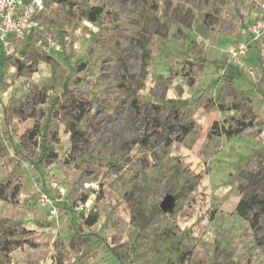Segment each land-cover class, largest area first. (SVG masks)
<instances>
[{"label":"rangeland","instance_id":"1","mask_svg":"<svg viewBox=\"0 0 264 264\" xmlns=\"http://www.w3.org/2000/svg\"><path fill=\"white\" fill-rule=\"evenodd\" d=\"M262 2L45 0L0 68V264H264Z\"/></svg>","mask_w":264,"mask_h":264},{"label":"built area","instance_id":"2","mask_svg":"<svg viewBox=\"0 0 264 264\" xmlns=\"http://www.w3.org/2000/svg\"><path fill=\"white\" fill-rule=\"evenodd\" d=\"M264 7V2L261 3ZM45 0H0V49L13 56L16 49L24 47L26 39L40 28L39 13ZM246 31L254 41L264 32V19L248 21ZM245 43H237L229 50L234 56L244 55Z\"/></svg>","mask_w":264,"mask_h":264},{"label":"trees","instance_id":"3","mask_svg":"<svg viewBox=\"0 0 264 264\" xmlns=\"http://www.w3.org/2000/svg\"><path fill=\"white\" fill-rule=\"evenodd\" d=\"M103 13H104V10L102 7H99V6L91 7V9H89L87 11V19L91 22H96L99 19V17L102 16ZM9 58H10V56H7V57L3 56V53L0 52V68L3 64H5V62ZM78 109H79V111L76 114V118L80 119L81 116H83L84 108H83V106H80ZM239 124H240V126H238L236 129H233V130L223 129V130L227 135H232V134L240 132L243 128H245L248 125L251 126L252 123L248 122V124H247V123H244L242 121H239ZM188 132H189V129H188L187 124L182 123L180 125V136H178V138L180 139L181 137L185 136ZM33 133L37 134V133H35L34 130H33ZM249 211H253V216H252L253 224L258 223L260 217L262 215H264V199L258 198L257 195L252 196L248 200L241 199L236 206L237 214L240 215L241 217H245ZM96 220L97 219H88L87 218L85 220V222L87 225L90 226V225L94 224L96 222ZM23 243L24 242L17 240V239L5 241L4 248L11 251V250H14L16 248H20L23 245ZM29 244H32V243H29ZM183 262H184V259L182 260L181 264H183Z\"/></svg>","mask_w":264,"mask_h":264},{"label":"water","instance_id":"4","mask_svg":"<svg viewBox=\"0 0 264 264\" xmlns=\"http://www.w3.org/2000/svg\"><path fill=\"white\" fill-rule=\"evenodd\" d=\"M170 200H171V199H170L169 196H166V197L162 200V202H161V204H160V207H161L162 210H166V209H169V208L171 207Z\"/></svg>","mask_w":264,"mask_h":264}]
</instances>
